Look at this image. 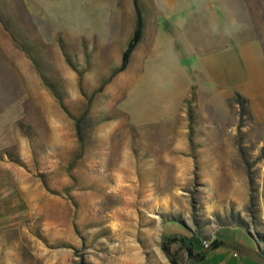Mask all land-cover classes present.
Segmentation results:
<instances>
[{
  "label": "rangeland",
  "instance_id": "obj_1",
  "mask_svg": "<svg viewBox=\"0 0 264 264\" xmlns=\"http://www.w3.org/2000/svg\"><path fill=\"white\" fill-rule=\"evenodd\" d=\"M165 2L121 71L134 0H0V264H172L166 234L264 255V123L205 64L264 54V0Z\"/></svg>",
  "mask_w": 264,
  "mask_h": 264
},
{
  "label": "crops",
  "instance_id": "obj_2",
  "mask_svg": "<svg viewBox=\"0 0 264 264\" xmlns=\"http://www.w3.org/2000/svg\"><path fill=\"white\" fill-rule=\"evenodd\" d=\"M210 75L227 91H236L249 99L254 118L264 123V54L258 44L226 48L205 62ZM223 248V247H222ZM220 248L199 264H230L231 255ZM221 254L217 262L211 258ZM225 255V256H224Z\"/></svg>",
  "mask_w": 264,
  "mask_h": 264
},
{
  "label": "trees",
  "instance_id": "obj_3",
  "mask_svg": "<svg viewBox=\"0 0 264 264\" xmlns=\"http://www.w3.org/2000/svg\"><path fill=\"white\" fill-rule=\"evenodd\" d=\"M135 6L137 9V27L135 29L134 35L130 40L127 49L125 50L122 58V67L121 71H124L131 60V56L134 51L137 49L138 45L142 41L144 37V17L139 5V0H134ZM237 97L240 101H243L245 105H250L249 99H244L242 95L237 94ZM84 119H77V129L82 137V123ZM194 237H189L185 234H171L164 235L162 240V249L169 256L172 264H182L181 263V252L187 251L190 255L191 264H199L207 260V258L216 250L228 246L234 249L236 252L240 254V252H247L249 256L255 260L259 264H264V255L259 253L258 251L250 250L249 248H245L239 244H235L232 242H227L223 239H215L208 246L203 247L201 251H196L194 248Z\"/></svg>",
  "mask_w": 264,
  "mask_h": 264
},
{
  "label": "bare ground",
  "instance_id": "obj_4",
  "mask_svg": "<svg viewBox=\"0 0 264 264\" xmlns=\"http://www.w3.org/2000/svg\"><path fill=\"white\" fill-rule=\"evenodd\" d=\"M163 1H167L168 4L165 2L167 5H169V3H170V7H171V8L175 5L174 0H163ZM173 8H174V7H173ZM173 8H172V9H173ZM208 50H209V49H208ZM208 54H209V53H208Z\"/></svg>",
  "mask_w": 264,
  "mask_h": 264
}]
</instances>
